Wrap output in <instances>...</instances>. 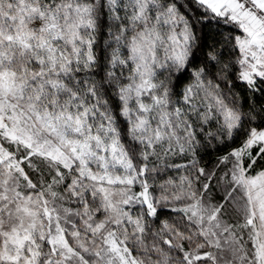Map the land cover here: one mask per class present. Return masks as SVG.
Returning <instances> with one entry per match:
<instances>
[{"label":"snow or ice","instance_id":"snow-or-ice-1","mask_svg":"<svg viewBox=\"0 0 264 264\" xmlns=\"http://www.w3.org/2000/svg\"><path fill=\"white\" fill-rule=\"evenodd\" d=\"M0 264H264V0H0Z\"/></svg>","mask_w":264,"mask_h":264},{"label":"trees","instance_id":"trees-1","mask_svg":"<svg viewBox=\"0 0 264 264\" xmlns=\"http://www.w3.org/2000/svg\"><path fill=\"white\" fill-rule=\"evenodd\" d=\"M250 102V101H248ZM259 102V101H257ZM245 106H247V103L245 104ZM211 159H214V155L212 157H206V160H208V162L210 163L211 162Z\"/></svg>","mask_w":264,"mask_h":264}]
</instances>
